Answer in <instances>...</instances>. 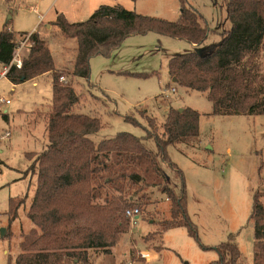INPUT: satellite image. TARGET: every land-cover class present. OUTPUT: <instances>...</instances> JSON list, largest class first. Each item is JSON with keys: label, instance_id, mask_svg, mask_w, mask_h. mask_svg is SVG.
Wrapping results in <instances>:
<instances>
[{"label": "rangeland", "instance_id": "1", "mask_svg": "<svg viewBox=\"0 0 264 264\" xmlns=\"http://www.w3.org/2000/svg\"><path fill=\"white\" fill-rule=\"evenodd\" d=\"M101 4L120 5L169 21L176 20L182 8L180 0H0V30L7 24L15 32H29L36 24L35 31L45 40L55 68L64 71L65 81L71 82L79 96L71 111L100 120V129L89 135L94 142L127 132L142 138L146 148L156 153V142L147 134H161L170 107H189L199 113L196 141L165 148L182 179L164 165L175 192L184 186L186 211L196 234L186 226L162 229L161 221L170 217V203L163 193L152 189L150 204L110 253L88 250L89 264H209L218 259L214 247L229 240L239 250L240 263L252 264L253 223L249 216L256 191L262 194L259 198L264 206V113L213 114L206 93L177 85L167 68L171 56L202 52L219 40L218 32L230 26L225 1L184 0L210 29L199 46L154 31L134 33L108 55H93L88 79L71 77L76 40L61 35L51 23L58 13L68 22L85 21ZM46 23L51 27H45ZM27 53L23 49V58ZM0 97L9 100L0 103V264H8V255L14 257L21 251L22 235L32 227L25 212L36 176L26 171L32 162L27 154L41 151L46 143L45 114L52 104V75L19 84L2 75ZM149 118L154 119L153 125ZM22 196L26 200L16 219L9 221L10 199ZM155 231L158 235L148 236ZM142 253H148L147 257Z\"/></svg>", "mask_w": 264, "mask_h": 264}, {"label": "trees", "instance_id": "2", "mask_svg": "<svg viewBox=\"0 0 264 264\" xmlns=\"http://www.w3.org/2000/svg\"><path fill=\"white\" fill-rule=\"evenodd\" d=\"M230 26L218 32L219 40L203 51L191 50L168 59V73L175 83L188 90L205 92L213 114L264 113V0H224ZM181 2L174 21L127 10L120 5H99L85 21L68 22L62 13L51 23L61 35L75 38L76 54L71 77L88 79L89 59L108 53L134 33L154 31L185 40L193 46L205 41L210 29L191 7ZM28 35L30 46L20 68L10 65L5 77L19 84L46 73L52 75L51 109L45 114L46 143L26 171L36 176L33 196L26 210L32 223L22 235L20 252L8 264H89L88 250L110 253L131 220L126 209L143 212L156 189L170 205V217L162 229L186 226L196 234L185 204L184 186L175 192L164 165L182 179L180 169L165 154L168 145L192 143L198 136L199 113L189 107H170L160 135L148 132L157 145L150 152L142 138L127 132L94 142L98 117L75 113L79 100L71 82L60 81L64 71L56 69L43 38L34 32H15L7 24L0 30V65H9L14 50ZM65 78V77H64ZM7 119L6 114L3 115ZM153 125L154 119L149 118ZM166 166V165H165ZM149 189V191H148ZM257 192L249 219L253 223V262L264 264V206ZM26 196L10 199L9 221L17 217ZM159 231L150 232L149 237ZM218 259L209 264H241L235 243L226 241L214 247Z\"/></svg>", "mask_w": 264, "mask_h": 264}, {"label": "built area", "instance_id": "3", "mask_svg": "<svg viewBox=\"0 0 264 264\" xmlns=\"http://www.w3.org/2000/svg\"><path fill=\"white\" fill-rule=\"evenodd\" d=\"M30 46L29 40H28V35H26L24 38H22L21 40H19L15 50H14V54L12 57V60L10 62L9 65L6 66H2V70L0 72V76H4L5 73L7 72V70L9 69L10 65H14L17 68H20L22 65V60H23V55H22V51L23 49H28ZM60 81H65L64 76H60ZM172 90H174V88H172ZM9 103L8 99H4L2 97H0V103ZM139 214V210L138 208H132V209H126L125 210V215L128 216L131 220V225H134L136 222V219L138 217ZM148 255V253H142V257L146 258Z\"/></svg>", "mask_w": 264, "mask_h": 264}, {"label": "crops", "instance_id": "4", "mask_svg": "<svg viewBox=\"0 0 264 264\" xmlns=\"http://www.w3.org/2000/svg\"><path fill=\"white\" fill-rule=\"evenodd\" d=\"M52 22H53V21H52ZM35 26H36V24H34V25L32 26V28L29 30V33L35 31ZM45 27H51V25H50L49 23H46ZM37 33H38V32H37ZM38 34H39V33H38ZM34 84H35V83H34ZM6 116H7V115H6ZM7 118H8V116H7Z\"/></svg>", "mask_w": 264, "mask_h": 264}, {"label": "water", "instance_id": "5", "mask_svg": "<svg viewBox=\"0 0 264 264\" xmlns=\"http://www.w3.org/2000/svg\"><path fill=\"white\" fill-rule=\"evenodd\" d=\"M172 80L175 81V78L173 77ZM178 110H181V108H179Z\"/></svg>", "mask_w": 264, "mask_h": 264}]
</instances>
